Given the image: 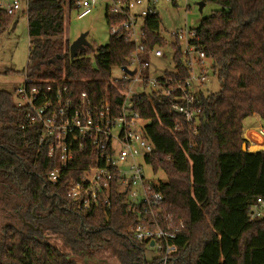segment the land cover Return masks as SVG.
Wrapping results in <instances>:
<instances>
[{"label":"trees","instance_id":"obj_1","mask_svg":"<svg viewBox=\"0 0 264 264\" xmlns=\"http://www.w3.org/2000/svg\"><path fill=\"white\" fill-rule=\"evenodd\" d=\"M203 1L219 9L199 21L189 43L194 52L203 51L209 58L219 89L203 97L197 122L174 113L169 98L155 93L133 98L134 109L148 120L145 134L154 145L146 162L165 175L150 180L162 195L160 223H182L173 240L177 249L166 264H215L218 244L232 249L234 264H264V258H258V252H264V217L250 219L248 214L257 197L264 199V151L241 150L247 142L246 117L257 114L264 128V0ZM64 6L65 0L28 1L24 75L54 81L74 94L87 92L96 100L121 99L120 84L109 79L113 68L127 64L132 44L118 33L110 34L106 44L85 47L70 59L69 40L62 39ZM11 16L0 8V31ZM105 18L107 24L112 21L107 9ZM160 24L157 12L144 18V43L149 48L165 43ZM180 45L171 43L175 65L163 73L167 77L183 79L189 73ZM25 117L12 93L1 90L0 196L7 211L26 215L30 226L5 223L0 264H98L95 258L106 249L120 264H162L161 255L147 260L144 245L125 232L139 216L127 212L119 196L107 215L103 207L80 211L67 198V180L78 175L89 158L71 162L56 183L48 180L54 160L38 151L36 127H20ZM233 210L242 212L244 227L232 238L224 215ZM51 235L60 246L50 242Z\"/></svg>","mask_w":264,"mask_h":264},{"label":"built area","instance_id":"obj_2","mask_svg":"<svg viewBox=\"0 0 264 264\" xmlns=\"http://www.w3.org/2000/svg\"><path fill=\"white\" fill-rule=\"evenodd\" d=\"M25 1L27 6L29 0ZM98 1L102 0H69V4L77 10V17L82 18L91 12ZM156 1L108 0L106 5L107 13L112 18L108 24L110 34L124 36L133 46L127 64L119 67L122 77L111 79L112 84H120L121 99L116 100L113 96L96 100L87 92L74 94L66 86H58L54 81L35 80L24 75L22 85L15 89L19 101L14 104L25 110L26 121L20 127H36L38 151H45L47 157L54 160L48 180L56 183L71 162L80 158L84 163V159L89 158L86 167L67 180V198L80 211L103 207L107 215L111 203L119 196L126 211L139 216L137 222L125 232L132 241L141 243L144 248L146 245L155 248L158 255L162 256V264H166L177 249L173 240L178 228L160 223L162 195L154 191L150 180L145 178L142 164H149L146 158L152 155L154 145L145 134L148 120L134 109L133 98L145 93L169 98L170 109L174 113L186 122H197L202 99L208 93L203 84L209 73L208 68L202 66L198 75L193 72L190 53H197L200 63L207 57L203 51H193L189 43L195 34L192 28V36L187 40L186 47L184 50L181 47L182 62L189 68L187 77L177 79L163 74L156 79L148 78L149 52H153L155 57L163 56L160 49L163 45L152 48L146 46L142 29L144 18L156 12ZM175 1L183 0H171L176 6ZM0 8L7 15H14L21 4L19 0H12L6 5L0 3ZM139 18L142 19V25L138 39L134 36V29ZM186 32L190 33L182 29L175 31L173 35L176 41L182 40ZM123 67L135 70V73L130 75ZM209 68L211 72L210 65ZM139 78L144 82L143 91H136L135 88ZM254 131V139L251 136H245V139L250 145H262L261 151H264V128L260 126ZM137 158H141L142 162H138ZM137 185H141L142 191H138ZM248 214L250 219L264 217L262 197H257Z\"/></svg>","mask_w":264,"mask_h":264},{"label":"rangeland","instance_id":"obj_3","mask_svg":"<svg viewBox=\"0 0 264 264\" xmlns=\"http://www.w3.org/2000/svg\"><path fill=\"white\" fill-rule=\"evenodd\" d=\"M19 1L21 8L10 17L11 19L7 25L0 31V91L5 90L12 93V100L16 103L19 101V98L15 94V89L22 85L24 79L29 46L25 7L26 1ZM198 1L199 0L175 1L176 6L172 4L171 0L156 1L155 10L161 19L160 33L166 38L165 43L166 41H168V43H164L165 45L160 47L163 51V56L161 57H155L153 52H149L147 57L149 64L146 71L149 79L159 78L165 71L174 70L175 61L172 59L173 48L170 44L176 41L173 33L180 29L183 31H190V33L186 32L183 39L179 41L181 44L180 47L184 50L187 40L192 36L191 29L196 27L203 17L219 9L218 5L206 2L202 10L199 11L197 6ZM9 2H12V0H0L2 5H6ZM107 4L108 0L98 1L89 14L82 18H78L77 10L71 7L69 0H65L64 34L62 39H68L70 44L71 41L75 40L81 33L87 32L86 40L92 47L106 44L110 37V27L105 18ZM186 5H189V8H186ZM141 25L142 19L139 18L134 29V36L138 39L140 38ZM190 55L193 58L192 68L195 75L200 73L201 66L208 68L207 72L209 74L206 77L203 87L208 90V93L216 92L219 89V81L215 75L210 74V60L208 58L203 59V63H200L197 53L191 52ZM89 57L91 58L92 64L95 65L94 54L92 52L89 54ZM7 70L10 72H7ZM120 77H122L120 68H113L109 80L111 81V79ZM143 84V80L139 78L135 83L136 91H143ZM260 125H262V119L257 114L248 116L243 120V130L245 133L250 130L247 128L256 130L259 129ZM247 135H250V131ZM243 137L245 138V135ZM247 142H244L246 143V150L247 152H251L248 150L250 144L248 143L247 145ZM261 150L262 148L256 151ZM137 161L142 162V159L137 158ZM142 164L143 172L147 180L165 179V175L161 169L154 170L149 164L144 162H142ZM137 189L138 191H142L141 185H137ZM4 205V203H0V231L5 226V223H11L19 227L20 222L18 219L9 217L7 212L2 211ZM224 219V227L232 238L244 227V220L242 212L240 211L233 210L231 213H226ZM181 224V222H178L174 224L173 227L180 228ZM48 239L52 244L57 246L61 245V241L56 235H51ZM143 250V255L147 260H151L158 256L156 249L151 246L146 245ZM216 252L218 255L217 259L219 260L215 262V264H234L231 258L232 249L228 245L218 244L216 246ZM258 258H264V252H258ZM95 260H97L98 264H120L118 258L110 249L102 251Z\"/></svg>","mask_w":264,"mask_h":264},{"label":"water","instance_id":"obj_4","mask_svg":"<svg viewBox=\"0 0 264 264\" xmlns=\"http://www.w3.org/2000/svg\"><path fill=\"white\" fill-rule=\"evenodd\" d=\"M198 10L201 11L202 8L204 7V1L199 0L197 2ZM87 32L81 33L75 40L71 41L69 45V58L72 59L75 56L78 55V53L82 50H84L85 47L90 46L88 41L86 40ZM125 72H127L130 75H133L135 73V70H129L126 67L122 68ZM241 150L243 152L247 151L246 150V143H243L241 146ZM150 245H152V242H150Z\"/></svg>","mask_w":264,"mask_h":264},{"label":"flooded vegetation","instance_id":"obj_5","mask_svg":"<svg viewBox=\"0 0 264 264\" xmlns=\"http://www.w3.org/2000/svg\"><path fill=\"white\" fill-rule=\"evenodd\" d=\"M0 203H3V199L1 196H0ZM5 208H6L5 206L2 207V211L7 212L10 217H14V219H18L19 222L25 223L26 225L30 226V221L28 222L25 221L26 215H22V213H19L18 211L15 212L7 211V209L5 210ZM32 213L34 214V211Z\"/></svg>","mask_w":264,"mask_h":264},{"label":"bare ground","instance_id":"obj_6","mask_svg":"<svg viewBox=\"0 0 264 264\" xmlns=\"http://www.w3.org/2000/svg\"><path fill=\"white\" fill-rule=\"evenodd\" d=\"M257 139L259 140V137H257ZM257 141V140H256ZM262 148V145H259V144H253V145H250L248 150L249 151H256L258 149Z\"/></svg>","mask_w":264,"mask_h":264},{"label":"crops","instance_id":"obj_7","mask_svg":"<svg viewBox=\"0 0 264 264\" xmlns=\"http://www.w3.org/2000/svg\"><path fill=\"white\" fill-rule=\"evenodd\" d=\"M26 8H27V6H25ZM260 126H262V125H260ZM247 129H250V130H248L246 133H245V131H244V133H243V136L245 135H247V133H249V131H250V135L249 136H251V137H253V139L255 138V131H254V129H251V128H247ZM248 136V135H247ZM255 144V143H254ZM253 145V144H252ZM249 148V147H248ZM253 152V151H252Z\"/></svg>","mask_w":264,"mask_h":264}]
</instances>
